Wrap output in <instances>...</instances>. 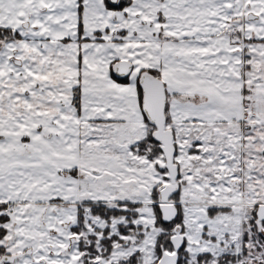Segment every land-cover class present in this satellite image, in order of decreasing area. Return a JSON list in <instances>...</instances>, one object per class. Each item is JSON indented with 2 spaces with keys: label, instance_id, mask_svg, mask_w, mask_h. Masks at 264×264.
<instances>
[{
  "label": "snow or ice",
  "instance_id": "obj_1",
  "mask_svg": "<svg viewBox=\"0 0 264 264\" xmlns=\"http://www.w3.org/2000/svg\"><path fill=\"white\" fill-rule=\"evenodd\" d=\"M0 264H264V0H0Z\"/></svg>",
  "mask_w": 264,
  "mask_h": 264
}]
</instances>
